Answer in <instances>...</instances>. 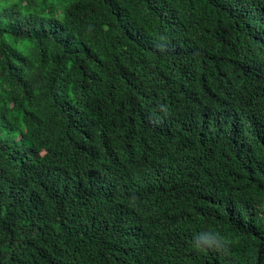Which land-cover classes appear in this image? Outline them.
<instances>
[{"label": "trees", "instance_id": "16d2710c", "mask_svg": "<svg viewBox=\"0 0 264 264\" xmlns=\"http://www.w3.org/2000/svg\"><path fill=\"white\" fill-rule=\"evenodd\" d=\"M0 264H264V0H0Z\"/></svg>", "mask_w": 264, "mask_h": 264}]
</instances>
